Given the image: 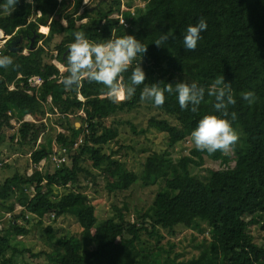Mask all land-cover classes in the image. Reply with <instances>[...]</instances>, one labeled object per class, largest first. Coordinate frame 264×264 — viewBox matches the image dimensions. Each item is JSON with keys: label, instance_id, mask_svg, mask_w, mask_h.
<instances>
[{"label": "trees", "instance_id": "16d2710c", "mask_svg": "<svg viewBox=\"0 0 264 264\" xmlns=\"http://www.w3.org/2000/svg\"><path fill=\"white\" fill-rule=\"evenodd\" d=\"M3 3L5 0H0V5ZM114 3L119 6L121 2L113 0L107 10L93 9L96 16L80 23L79 19L93 15L84 0H18L11 15L0 10V55L14 60V66L0 68V143L7 140L19 148H29L33 167L32 173H15L0 181V207L6 212L14 211L16 202L23 207L13 214L9 226H0V264H17L14 256L25 252L34 257L46 255L49 264H158L156 254L143 242V234L159 238V228L199 226L200 221L209 225L211 240L198 256L177 264H264V246L249 232L250 223L264 214V0H147L144 6L135 7L134 14L126 10L124 22L111 16ZM200 17L208 27L196 49L188 51L183 34ZM41 26L47 34L40 31ZM76 31L84 32L92 42L129 34L148 45L143 58L138 55L122 74L125 84L140 61L145 83L163 81L162 87L178 78L207 88L224 75L236 99L229 111L237 114L232 123L240 137L231 156L219 151L208 154L195 147L177 162L168 156L169 148L190 136L203 115L215 112L214 98L207 94L193 113L191 106L182 110L175 95L166 94L161 107L141 102L142 85L132 99L122 103L107 99L104 86L96 83L84 81L77 90H65L53 58L66 65L68 45ZM168 31L171 38L166 47H157L153 41ZM18 37L19 49L11 50ZM24 49L28 52L23 53ZM34 74L42 76L44 82L29 92L26 78ZM11 84L14 89H9ZM243 91L255 93L253 104L242 99ZM144 104L155 107L162 117L150 116L143 131L162 133L165 147L149 154L138 174L119 157L103 151L119 134L118 127L106 126L104 119ZM49 110L61 114L55 122L64 131L51 122ZM26 115L33 120H24ZM75 116L81 119L80 126L70 122L69 117ZM12 119L19 123L16 127ZM55 149H66L68 156L59 167L50 159ZM86 156L93 168L101 169L110 192L152 183H158L161 190L135 221L127 220L117 207L118 218H99L89 196L75 189L80 187L79 174L87 171L81 164ZM206 158L228 165L209 169L203 180L190 171V165L200 166ZM43 159L53 164L52 171L48 164L39 169ZM230 161L234 164L229 165ZM52 214L74 216L81 227L79 235L62 236L55 242L57 249L36 252L12 242V236L30 233L17 219L29 222L26 216L31 215L43 225ZM3 216L1 212L0 222ZM44 232L54 239L51 224Z\"/></svg>", "mask_w": 264, "mask_h": 264}, {"label": "rangeland", "instance_id": "374dc122", "mask_svg": "<svg viewBox=\"0 0 264 264\" xmlns=\"http://www.w3.org/2000/svg\"><path fill=\"white\" fill-rule=\"evenodd\" d=\"M112 1L113 0H88V3L85 5L86 7H90L93 15L79 19L77 23L86 22L91 17L96 16L93 9L101 7V10H107V8L111 6ZM146 1L147 0H120L121 3L119 6L116 3L112 4L114 11L111 16L121 17L122 4L126 7L134 8L135 10L138 4L145 5ZM83 9L84 7L79 10L78 14H80ZM61 21L64 24L67 23L65 18H62ZM40 31L45 32V34L48 32L44 26L40 27ZM60 38L61 36L55 38L53 44L57 39L60 40ZM27 52V49L23 50V53ZM53 61L58 60L53 58ZM62 65L65 66L64 64ZM49 113L50 114L47 115H49L51 122L57 126V130L64 131L65 129L55 122V119H59L61 114H53L50 110ZM80 113L84 115L83 111H80ZM154 114L160 115L155 107L144 104L132 111H122L105 118L104 123L106 126L113 125L118 127L119 134L115 139L111 140L110 143L104 145L103 151L107 154L111 153L119 157L127 168L140 174L148 155L155 150L159 151L165 147V141L163 140L164 135L162 133L152 129L143 131V128L147 127L149 117ZM160 117H162V115H160ZM69 120L76 126L81 125V119L77 116L69 117ZM12 121L13 124L15 123L14 127L19 124L16 122V119H12ZM6 133L7 130L5 134ZM192 148H194V145L191 137L188 136L184 140L179 141L175 146L169 148L168 156H170L174 162H177L181 156L189 155ZM3 160L4 162H2ZM0 162H2V166L0 167V181H3L6 177L15 173H31V169H33L29 156V148H19L15 142L7 140L0 143ZM44 164L45 161L42 162V166H44ZM81 164L87 171H83L79 174L80 187L75 189H80L89 196L90 201L96 206V213L99 218H116L118 213L115 207H117L124 213L127 220L135 221L138 213H142L143 210H146L153 201L157 191L161 190V186L158 183H152L147 186L138 184L131 187L129 190L110 192L106 188L107 180L101 169L93 168L92 162L87 156L81 160ZM233 164V161L229 162V165ZM48 165V169L52 171L53 164L50 162ZM226 165L228 164L223 163L221 160L206 158L204 163L200 166L191 164L190 171L196 177L204 180L209 175V169L222 168L226 167ZM22 208L19 202L15 203L14 211L6 212L4 208L0 207V213L2 212L4 214L0 226H9L14 220L13 214L20 212ZM26 217L29 219V222L23 221L22 218L17 219L16 222L18 224L25 223L27 228L30 229V233L26 235H15V237L12 236L11 239L12 242L16 243L19 247H28L32 252L44 249L55 250L58 248L55 243L58 238L70 235L78 236L81 231L77 219L71 215H61L57 217L51 215L49 219H46L43 225L37 223V218L35 216L28 215ZM255 218L256 220L250 223L249 232L253 234L254 240L258 242V244L264 246V230L261 229V222L264 221V214L257 215ZM48 224H51L54 229L55 237L53 240L44 232V227ZM159 233L161 235L159 238L156 234L153 236L143 234L142 236L143 242H146V245L150 246V248L147 249L156 254L158 264H177L193 258L194 256H198L201 249L211 240L209 225L201 221L199 226L188 227L180 224L176 225L171 230L159 228ZM14 258L17 264H49L48 257L43 254L39 257H34L30 252L17 253Z\"/></svg>", "mask_w": 264, "mask_h": 264}, {"label": "clouds", "instance_id": "9594fccd", "mask_svg": "<svg viewBox=\"0 0 264 264\" xmlns=\"http://www.w3.org/2000/svg\"><path fill=\"white\" fill-rule=\"evenodd\" d=\"M28 3L29 0H26ZM85 4L88 0H84ZM18 0H5L0 5L4 14L11 15L17 8ZM208 25L204 17H200L194 25H188L183 34V46L188 51H194L201 33ZM74 41L68 45L66 65L61 69L59 83L65 90L72 91L81 87L82 82L103 85L106 89V98L113 103H122L135 96L137 87L143 86L140 91L141 102H151L155 107L164 105L167 95H175L182 110L189 109L195 113L207 94L214 98V113L203 115L196 126L191 130L190 137L196 150L206 151L208 154L221 152L230 154L239 141V133L233 127L236 112H230V106L236 104L230 82L225 81L224 75L218 76L205 88L197 82H184L176 79L174 83L161 82L145 83L146 72L140 63L134 67L129 82L124 83L122 74L127 72L132 62L147 52L148 45H144L134 35L126 34L122 37L109 38L104 42L90 41L84 32L73 33ZM171 38V32H163L153 43L157 47L165 45ZM141 58V60H142ZM14 66V60L7 55H0V68ZM18 67V66H16ZM242 99L249 105L256 100L253 91L240 93ZM219 113V114H216Z\"/></svg>", "mask_w": 264, "mask_h": 264}, {"label": "built area", "instance_id": "2783aa9c", "mask_svg": "<svg viewBox=\"0 0 264 264\" xmlns=\"http://www.w3.org/2000/svg\"><path fill=\"white\" fill-rule=\"evenodd\" d=\"M141 6H144V4ZM121 8H122L121 17L117 16L118 18H120L121 22H124V17H123L124 11L129 10L132 14H134V12H135L134 8L126 7L124 4H122ZM54 63L60 68V70L62 69L63 65L59 61H54ZM18 77H21V74L18 75ZM26 81H27V89L29 92H31V90L29 88H36L37 89L38 87H40L43 84L44 78L40 75L34 74V75L27 77ZM20 83H22V82H20ZM14 88H15L14 84H11L9 86V89H14ZM50 99L51 98L49 97V100ZM24 120H33V118L31 115H26L24 117ZM67 157L68 156L66 153V149H59V150L55 149V153L50 156V159L56 167H59L63 162L67 161ZM43 161H45L44 166H42ZM2 162H4V160ZM2 162H0V167L2 166ZM45 166H46V159H43L40 161L38 167H39V169H42ZM31 173H32V169H31ZM31 191H32V189H31ZM52 216H54V214H52Z\"/></svg>", "mask_w": 264, "mask_h": 264}, {"label": "water", "instance_id": "95a60500", "mask_svg": "<svg viewBox=\"0 0 264 264\" xmlns=\"http://www.w3.org/2000/svg\"><path fill=\"white\" fill-rule=\"evenodd\" d=\"M21 41V38L18 37L17 39L13 40L11 43V50L17 51L19 47H16V44ZM32 45V44H31Z\"/></svg>", "mask_w": 264, "mask_h": 264}]
</instances>
